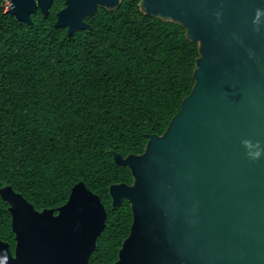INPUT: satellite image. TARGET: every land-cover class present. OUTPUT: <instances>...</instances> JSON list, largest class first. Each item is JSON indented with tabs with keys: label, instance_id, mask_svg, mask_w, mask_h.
<instances>
[{
	"label": "water",
	"instance_id": "obj_1",
	"mask_svg": "<svg viewBox=\"0 0 264 264\" xmlns=\"http://www.w3.org/2000/svg\"><path fill=\"white\" fill-rule=\"evenodd\" d=\"M54 1L10 0L7 11L33 25L31 15L47 17ZM63 1L54 27L71 36L90 30L86 20L99 8L116 10L124 0ZM257 8L264 0H139L143 14L180 25L198 57L193 89L165 132L149 135L141 154L111 152L133 179L109 188L112 207L129 201L133 219L114 264H264V158L250 160L242 144L264 146ZM0 198L16 242L12 257L0 240L6 264H90L109 214L84 182L64 205L42 211L11 185Z\"/></svg>",
	"mask_w": 264,
	"mask_h": 264
},
{
	"label": "trees",
	"instance_id": "obj_2",
	"mask_svg": "<svg viewBox=\"0 0 264 264\" xmlns=\"http://www.w3.org/2000/svg\"><path fill=\"white\" fill-rule=\"evenodd\" d=\"M0 0V188L11 185L36 209L64 205L84 182L109 217L90 264H114L132 225L130 202L111 205L109 188L133 182L127 157L162 135L194 86L198 57L180 26L143 14L139 0L99 8L90 30L56 28L63 0L33 25ZM0 198V239L14 243Z\"/></svg>",
	"mask_w": 264,
	"mask_h": 264
},
{
	"label": "clouds",
	"instance_id": "obj_3",
	"mask_svg": "<svg viewBox=\"0 0 264 264\" xmlns=\"http://www.w3.org/2000/svg\"><path fill=\"white\" fill-rule=\"evenodd\" d=\"M8 10V5L5 6V11ZM220 13H217V17H219ZM264 17V9L257 8L256 9V17L253 21L257 26L261 23V18ZM259 31V27L256 29ZM242 144L246 149L247 157L252 161H259L261 158H264V146H262L261 142L257 140L255 143L250 139L242 140ZM6 257L0 259V264H6Z\"/></svg>",
	"mask_w": 264,
	"mask_h": 264
},
{
	"label": "flooded vegetation",
	"instance_id": "obj_4",
	"mask_svg": "<svg viewBox=\"0 0 264 264\" xmlns=\"http://www.w3.org/2000/svg\"><path fill=\"white\" fill-rule=\"evenodd\" d=\"M132 184V183H131ZM6 203V202H5ZM7 204V203H6ZM7 208H8V205L6 206V211H7ZM36 208V207H35ZM38 210V209H37ZM43 209H41V210H39V211H42ZM8 212V211H7ZM10 215V214H9ZM10 218H11V216H10ZM11 227H12V221H11ZM0 240H2V239H0ZM2 241H4V240H2ZM4 242H7V241H4ZM8 244H9V249H10V251H11V255H12V257H16V242H15V234H14V243H13V245H11L9 242H7ZM90 262H91V260H90Z\"/></svg>",
	"mask_w": 264,
	"mask_h": 264
},
{
	"label": "built area",
	"instance_id": "obj_5",
	"mask_svg": "<svg viewBox=\"0 0 264 264\" xmlns=\"http://www.w3.org/2000/svg\"><path fill=\"white\" fill-rule=\"evenodd\" d=\"M9 4H10V2H9ZM9 6V5H8Z\"/></svg>",
	"mask_w": 264,
	"mask_h": 264
},
{
	"label": "snow or ice",
	"instance_id": "obj_6",
	"mask_svg": "<svg viewBox=\"0 0 264 264\" xmlns=\"http://www.w3.org/2000/svg\"><path fill=\"white\" fill-rule=\"evenodd\" d=\"M85 195H87V194L85 193Z\"/></svg>",
	"mask_w": 264,
	"mask_h": 264
}]
</instances>
